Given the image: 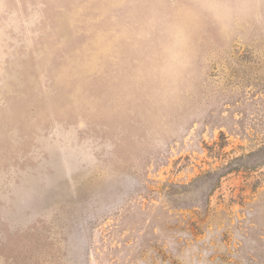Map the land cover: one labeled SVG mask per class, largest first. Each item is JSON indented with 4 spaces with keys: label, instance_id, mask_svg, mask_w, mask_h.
I'll return each mask as SVG.
<instances>
[{
    "label": "rangeland",
    "instance_id": "obj_1",
    "mask_svg": "<svg viewBox=\"0 0 264 264\" xmlns=\"http://www.w3.org/2000/svg\"><path fill=\"white\" fill-rule=\"evenodd\" d=\"M0 264H264V0H0Z\"/></svg>",
    "mask_w": 264,
    "mask_h": 264
}]
</instances>
